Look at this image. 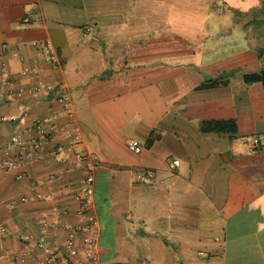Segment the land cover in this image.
Instances as JSON below:
<instances>
[{
	"label": "crops",
	"instance_id": "crops-1",
	"mask_svg": "<svg viewBox=\"0 0 264 264\" xmlns=\"http://www.w3.org/2000/svg\"><path fill=\"white\" fill-rule=\"evenodd\" d=\"M230 4L0 0V145L70 93L83 136L73 149L99 159L90 206L99 264H264V217L250 210L264 197V89L243 78L264 59V2L248 11ZM45 38L59 67L33 44ZM207 120L236 128L203 131ZM251 138L258 143L245 147ZM81 178L48 152L0 172V264H14L28 233L65 256L66 231L40 222L80 220Z\"/></svg>",
	"mask_w": 264,
	"mask_h": 264
},
{
	"label": "built area",
	"instance_id": "built-area-1",
	"mask_svg": "<svg viewBox=\"0 0 264 264\" xmlns=\"http://www.w3.org/2000/svg\"><path fill=\"white\" fill-rule=\"evenodd\" d=\"M84 33L88 36L94 34L91 26H85ZM33 44L38 47L42 57L48 63L56 67L60 66V56L49 38ZM27 72L39 78L37 71L24 67L22 73ZM41 87H43L41 81H38L34 86L35 89ZM47 87L52 88L50 85ZM56 101L59 104V108L52 110L46 116L34 118L32 126L13 133L9 140L0 145L2 156L0 172L17 170L24 163L41 160L47 152L62 161L67 167L78 166L81 169L82 178L81 186L75 194V199L80 203L77 210V216L80 220L74 224L69 223L67 220L50 224L44 218L41 219L40 223L44 228L51 226L66 231L63 250L65 256H60L61 251L57 246L47 245L36 234L28 233L23 237L24 251L14 257L13 262L14 264H50L60 259L63 264H77L76 257L81 253L82 262L99 264V256L96 249L98 220L90 210L94 193V171L99 165V159L86 150L73 149L82 144L83 136L77 126V117L71 103L70 93L66 90L61 91L56 96ZM249 141V145L246 140L243 141V145L245 147H253L258 143L257 138H251ZM48 144H50V147L46 152ZM127 147L134 153H139L142 150V145L136 139L129 140ZM69 148L73 150L69 152ZM178 163L179 160H173V164L177 165ZM19 176L17 174L16 178ZM35 196L40 198L41 194L36 193ZM22 200L25 201L27 198ZM53 211L56 214L61 213L59 206H54ZM38 251H41V255L38 254Z\"/></svg>",
	"mask_w": 264,
	"mask_h": 264
},
{
	"label": "trees",
	"instance_id": "trees-1",
	"mask_svg": "<svg viewBox=\"0 0 264 264\" xmlns=\"http://www.w3.org/2000/svg\"><path fill=\"white\" fill-rule=\"evenodd\" d=\"M245 82H260L264 89V59L260 64L259 70L243 76ZM217 80H210L209 85L218 84ZM236 125L234 120H207L203 121L201 129L203 131H233Z\"/></svg>",
	"mask_w": 264,
	"mask_h": 264
},
{
	"label": "clouds",
	"instance_id": "clouds-1",
	"mask_svg": "<svg viewBox=\"0 0 264 264\" xmlns=\"http://www.w3.org/2000/svg\"><path fill=\"white\" fill-rule=\"evenodd\" d=\"M248 7L243 9L244 11H248L251 7H261L260 0H247ZM250 210H259L260 215L264 217V197H260L256 202H254L250 206ZM258 230L264 231V222L258 223Z\"/></svg>",
	"mask_w": 264,
	"mask_h": 264
},
{
	"label": "rangeland",
	"instance_id": "rangeland-1",
	"mask_svg": "<svg viewBox=\"0 0 264 264\" xmlns=\"http://www.w3.org/2000/svg\"><path fill=\"white\" fill-rule=\"evenodd\" d=\"M231 4L230 5H232V6H235V9L236 10H240L242 7H239V5H245V7H247L248 6V2H247V0H228ZM260 2L261 3H263L264 2V0H260ZM250 15H251V17H254V19L255 20H260V19H262V15L263 14H261L259 11H257L256 9L255 10H253L252 12H250L249 13ZM259 16V15H261V17L260 18H255V16ZM263 28H264V23H263ZM264 30V29H263ZM263 40V42H264V38H262ZM261 41V42H262Z\"/></svg>",
	"mask_w": 264,
	"mask_h": 264
}]
</instances>
